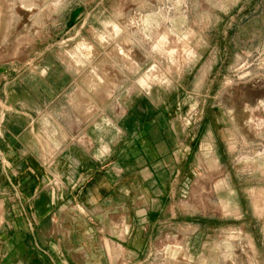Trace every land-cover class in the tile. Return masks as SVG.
<instances>
[{"label": "rangeland", "instance_id": "rangeland-1", "mask_svg": "<svg viewBox=\"0 0 264 264\" xmlns=\"http://www.w3.org/2000/svg\"><path fill=\"white\" fill-rule=\"evenodd\" d=\"M129 107L186 151L147 251L118 264H264V0H0V178Z\"/></svg>", "mask_w": 264, "mask_h": 264}, {"label": "crops", "instance_id": "crops-1", "mask_svg": "<svg viewBox=\"0 0 264 264\" xmlns=\"http://www.w3.org/2000/svg\"><path fill=\"white\" fill-rule=\"evenodd\" d=\"M146 117L129 107L110 129L91 130L87 146L65 147L48 167L33 157L6 164L0 264H118L121 248L134 256L147 251L169 214V174L186 147L167 120Z\"/></svg>", "mask_w": 264, "mask_h": 264}, {"label": "bare ground", "instance_id": "bare-ground-1", "mask_svg": "<svg viewBox=\"0 0 264 264\" xmlns=\"http://www.w3.org/2000/svg\"><path fill=\"white\" fill-rule=\"evenodd\" d=\"M107 248H108V249H109V250L112 252V250H113V249H111V247H110V246H108V245H107Z\"/></svg>", "mask_w": 264, "mask_h": 264}, {"label": "built area", "instance_id": "built-area-1", "mask_svg": "<svg viewBox=\"0 0 264 264\" xmlns=\"http://www.w3.org/2000/svg\"><path fill=\"white\" fill-rule=\"evenodd\" d=\"M107 254H108V252H107Z\"/></svg>", "mask_w": 264, "mask_h": 264}]
</instances>
